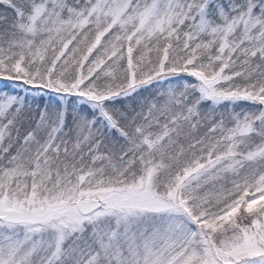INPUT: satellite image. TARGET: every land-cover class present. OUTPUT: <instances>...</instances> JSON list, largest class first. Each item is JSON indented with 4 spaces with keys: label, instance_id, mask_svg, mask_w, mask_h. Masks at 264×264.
<instances>
[{
    "label": "snow or ice",
    "instance_id": "obj_1",
    "mask_svg": "<svg viewBox=\"0 0 264 264\" xmlns=\"http://www.w3.org/2000/svg\"><path fill=\"white\" fill-rule=\"evenodd\" d=\"M0 264H264V0H0Z\"/></svg>",
    "mask_w": 264,
    "mask_h": 264
}]
</instances>
